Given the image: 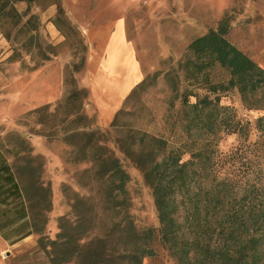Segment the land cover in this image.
Here are the masks:
<instances>
[{
	"label": "rangeland",
	"instance_id": "374dc122",
	"mask_svg": "<svg viewBox=\"0 0 264 264\" xmlns=\"http://www.w3.org/2000/svg\"><path fill=\"white\" fill-rule=\"evenodd\" d=\"M57 1L62 6V0H15L17 10L25 12L23 22L33 16L27 26L38 25L39 36L32 43L17 32L19 28L11 32L17 38L13 41L0 32V152L22 191L34 233L33 239L10 247L0 244V264H56L63 241L59 233L64 229L85 233L77 240L76 252L60 264H84V256L93 251L103 257L114 248L119 254V242L108 235L113 219L103 210L91 163L99 156L117 158L129 174V212L136 230L158 228L152 191L119 141L137 131L165 135L163 119L171 95L165 74L177 71L188 44L215 28L225 12L233 14L228 41L264 68V0H115L125 3L126 34L145 73L144 84L129 95L112 123L101 128L94 114L85 112L88 91L79 79H86V46L80 32L56 29V41L46 31L45 25L54 21ZM93 1L102 12L109 7L107 0ZM39 70V76L51 82L46 89L58 87L60 94L44 103L27 104L21 100L23 93L38 91L37 83L28 88L27 82ZM178 77L182 92L187 86L181 72ZM211 77L221 81L226 73L215 67ZM187 88L200 97L219 96L220 105L246 130L244 136L219 134L218 176L231 177L242 186L264 183V131L256 127L264 111L246 109L235 89L208 94L205 89ZM72 93H77L73 102L65 104ZM179 109L177 100L174 110ZM151 247L154 255L141 264H178L158 239Z\"/></svg>",
	"mask_w": 264,
	"mask_h": 264
},
{
	"label": "trees",
	"instance_id": "16d2710c",
	"mask_svg": "<svg viewBox=\"0 0 264 264\" xmlns=\"http://www.w3.org/2000/svg\"><path fill=\"white\" fill-rule=\"evenodd\" d=\"M54 5V27L61 33L77 32L59 2ZM24 16L25 12L15 7V0H0V32L6 40L17 39L11 33L16 28L29 44L38 39V25L27 26L34 17L23 22ZM232 19L233 14L225 12L215 28L188 44L177 71L165 74L171 91L163 119L165 135L137 131L129 142L119 141L152 191L157 229L136 230L129 212L130 176L118 159L110 155L91 161L103 210L113 219L108 235L119 242L121 251L115 254L112 248L103 257L93 251L84 256V264H141L143 258L154 255L151 244L155 239L178 264H264V183L242 186L217 173L219 134L244 136L246 130L227 107L220 105L219 96L200 97L187 88L205 89L208 94L235 89L246 109L264 111V68L226 38ZM215 67L226 73L224 80L212 81ZM178 72L187 86L182 92ZM143 84L138 83L130 94L142 89ZM77 93H72L65 104H71ZM177 100L180 109L174 110ZM256 127L264 131V115L257 119ZM84 233V229L59 233L63 241L56 264L71 258Z\"/></svg>",
	"mask_w": 264,
	"mask_h": 264
},
{
	"label": "crops",
	"instance_id": "0c3cea01",
	"mask_svg": "<svg viewBox=\"0 0 264 264\" xmlns=\"http://www.w3.org/2000/svg\"><path fill=\"white\" fill-rule=\"evenodd\" d=\"M109 7L102 12L92 0H62L68 20L80 32L86 46L83 73L79 79L88 91L86 113H93L98 127H108L125 100L144 78L133 41L126 34L123 1L107 0ZM118 5V6H116ZM55 14L52 9L51 15ZM48 35L59 41V33L52 22L45 25ZM41 70L28 79V88L38 84V91H27L22 101L27 104L44 103L55 99L60 89H46L51 82L39 76ZM34 80V81H33ZM38 80V81H37ZM27 88V87H26ZM49 100V101H51ZM34 233L29 209L18 186L9 161L0 152V244L10 247L28 239Z\"/></svg>",
	"mask_w": 264,
	"mask_h": 264
},
{
	"label": "water",
	"instance_id": "95a60500",
	"mask_svg": "<svg viewBox=\"0 0 264 264\" xmlns=\"http://www.w3.org/2000/svg\"><path fill=\"white\" fill-rule=\"evenodd\" d=\"M25 1H30V0H25Z\"/></svg>",
	"mask_w": 264,
	"mask_h": 264
}]
</instances>
